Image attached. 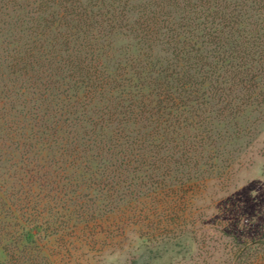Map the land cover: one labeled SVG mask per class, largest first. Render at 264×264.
<instances>
[{
	"label": "trees",
	"instance_id": "trees-1",
	"mask_svg": "<svg viewBox=\"0 0 264 264\" xmlns=\"http://www.w3.org/2000/svg\"><path fill=\"white\" fill-rule=\"evenodd\" d=\"M262 105L264 0H0L7 264H53L44 248L111 215L156 237L133 264L186 255L198 197L231 178L226 139ZM227 238L226 264H264V237Z\"/></svg>",
	"mask_w": 264,
	"mask_h": 264
},
{
	"label": "rangeland",
	"instance_id": "rangeland-1",
	"mask_svg": "<svg viewBox=\"0 0 264 264\" xmlns=\"http://www.w3.org/2000/svg\"><path fill=\"white\" fill-rule=\"evenodd\" d=\"M129 39L117 38L115 47L132 44L133 39ZM240 125L244 135L226 139V170L230 180L225 184L214 182L198 197L195 219L205 223L201 231L192 235L190 249L186 255L163 253L150 264H226L229 263L227 234L234 233L241 240L264 237V105L250 116L247 114ZM207 224L222 233L212 236L205 228ZM140 228L129 215L90 218L89 228L78 233L71 227L67 234L70 239L64 244L59 239L61 246L57 252L44 248L39 259L53 264H133L147 254L146 248L156 243L153 234L145 239ZM214 236L216 241L220 236L218 243L210 241ZM0 264H7L1 247Z\"/></svg>",
	"mask_w": 264,
	"mask_h": 264
}]
</instances>
